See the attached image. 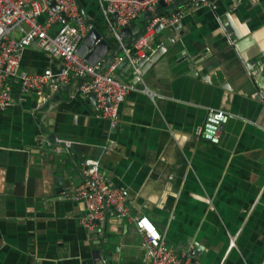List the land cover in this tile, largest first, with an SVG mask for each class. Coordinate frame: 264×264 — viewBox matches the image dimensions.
I'll return each mask as SVG.
<instances>
[{
	"label": "crops",
	"instance_id": "0c3cea01",
	"mask_svg": "<svg viewBox=\"0 0 264 264\" xmlns=\"http://www.w3.org/2000/svg\"><path fill=\"white\" fill-rule=\"evenodd\" d=\"M77 2L114 42L105 0ZM164 13L179 21L157 32L160 53L143 72L122 69L133 88L115 129L76 77L46 87L38 109L11 82L0 111V264H144L125 217L106 208L95 232L80 224L84 204L66 195L85 179L86 157L100 159L108 182L127 191L130 215L147 216L166 246L192 247L197 264H264V97L255 95H264V0L192 1ZM20 66L57 72L62 61L29 46ZM212 109L229 113L217 145L200 135ZM56 138L74 143L46 145Z\"/></svg>",
	"mask_w": 264,
	"mask_h": 264
},
{
	"label": "built area",
	"instance_id": "2783aa9c",
	"mask_svg": "<svg viewBox=\"0 0 264 264\" xmlns=\"http://www.w3.org/2000/svg\"><path fill=\"white\" fill-rule=\"evenodd\" d=\"M172 1L105 0V27L113 41L120 45L122 28L141 19L146 13L153 17L134 44L122 46L118 56L100 70L101 61L92 65L77 53L82 38L93 27L92 23L86 22L77 0H0V111L11 105L10 84L13 81L18 83L21 95L32 93L35 96V108L38 109L48 100L46 87L55 91L70 77H76L81 80L78 90L94 95L97 115L105 119L111 128H117L120 122L119 107L133 88L132 83L116 78L117 66L122 59H126L133 75L141 72L142 63L159 47L156 24L168 28L179 21L177 14L156 15L160 3L169 5ZM211 7L214 8V5ZM29 46H35L51 58L61 60V68L57 72L22 69L20 56ZM255 95L264 97L260 93ZM228 119L227 111L209 110L200 129L204 141L219 144L220 130ZM43 141V138L39 139L38 143ZM45 143L48 147L63 149L74 142L56 138L53 141L47 139ZM114 148V143L110 141L104 147V152L109 153ZM80 169L85 179L66 196L84 204L85 210L79 222L86 230L95 232L97 225L103 221L106 208L111 209L117 216L133 223L142 239L144 264H197L192 247L178 252L174 247L166 246L163 235L147 216L130 215L127 191L108 182L99 158H84Z\"/></svg>",
	"mask_w": 264,
	"mask_h": 264
},
{
	"label": "water",
	"instance_id": "95a60500",
	"mask_svg": "<svg viewBox=\"0 0 264 264\" xmlns=\"http://www.w3.org/2000/svg\"><path fill=\"white\" fill-rule=\"evenodd\" d=\"M192 1L203 2L205 0H173L171 4L165 5L160 3L159 8H162L157 11V14H166L165 11L174 10V13H177V8L182 4H190ZM209 2L212 0H208ZM167 15V14H166ZM153 17V15L146 13L142 15L143 23L137 24L133 22L129 26H125L120 30V38L122 39V45L117 42H112L103 31H101L98 27L93 26L86 35L82 38L81 42L77 47L78 55L83 58L89 64H96L100 60L103 59L101 69L102 70L108 63L118 54L120 53L122 46H131L134 42L139 38V36L144 32L146 25L149 20ZM86 22L90 23V21L85 17ZM172 28H176V25H173ZM155 29L159 32L162 28L160 24H156ZM160 50L157 49L156 52L146 61H144L141 65V72H143V68H145L150 62H153ZM140 63V62H139ZM144 64V65H143ZM131 66L126 59H122V61L117 66L116 78L121 81H125L124 73L122 69L130 70ZM137 77V76H136ZM81 83V80H80ZM89 97L94 101V95L92 93L88 94ZM64 151H68V148H63ZM70 160V159H68ZM102 257H99V259ZM103 259L99 262H102ZM104 262V261H103Z\"/></svg>",
	"mask_w": 264,
	"mask_h": 264
},
{
	"label": "rangeland",
	"instance_id": "374dc122",
	"mask_svg": "<svg viewBox=\"0 0 264 264\" xmlns=\"http://www.w3.org/2000/svg\"><path fill=\"white\" fill-rule=\"evenodd\" d=\"M104 31V33H106V31L105 30H103Z\"/></svg>",
	"mask_w": 264,
	"mask_h": 264
},
{
	"label": "trees",
	"instance_id": "16d2710c",
	"mask_svg": "<svg viewBox=\"0 0 264 264\" xmlns=\"http://www.w3.org/2000/svg\"><path fill=\"white\" fill-rule=\"evenodd\" d=\"M95 25V24H94ZM96 26V25H95ZM97 27V26H96Z\"/></svg>",
	"mask_w": 264,
	"mask_h": 264
}]
</instances>
